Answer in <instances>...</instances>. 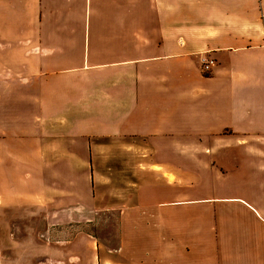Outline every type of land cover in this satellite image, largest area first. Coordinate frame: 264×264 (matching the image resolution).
Here are the masks:
<instances>
[{"label": "crops", "instance_id": "crops-1", "mask_svg": "<svg viewBox=\"0 0 264 264\" xmlns=\"http://www.w3.org/2000/svg\"><path fill=\"white\" fill-rule=\"evenodd\" d=\"M20 5V18L43 21L18 75L0 77L18 84L16 103L2 92L0 109L2 264L91 263L88 236L81 256L66 253L67 240L13 235L33 225L28 198L66 213L49 227L78 209L116 212V246L99 243L97 264H264V0ZM203 58L213 60L208 71ZM14 114L32 123L13 127ZM186 148L199 149L193 166ZM92 159L115 160L104 191L92 187ZM28 178L46 191L28 194Z\"/></svg>", "mask_w": 264, "mask_h": 264}, {"label": "rangeland", "instance_id": "rangeland-1", "mask_svg": "<svg viewBox=\"0 0 264 264\" xmlns=\"http://www.w3.org/2000/svg\"><path fill=\"white\" fill-rule=\"evenodd\" d=\"M19 0H0V77L2 75L6 76H13V74L18 75V60L20 53L25 52L26 49L36 44L35 40V33L36 30L42 29V26L40 22L43 20H34V19H23L20 18L23 13H21L22 6H18ZM15 5L16 7H14ZM84 23H80L81 25ZM86 28H89L90 30V37H93V29L98 28V26L95 25V21H85ZM45 26L47 28H52L53 30L56 29L57 24L56 22L47 21ZM79 43V42H78ZM78 49V48H77ZM78 51V50H77ZM76 52V51H75ZM25 63L29 62V60H34L32 58H24ZM22 59V60H24ZM210 60V58H203L202 59V69L203 71H208L209 67L206 69L204 68L203 60ZM6 91L5 99L9 98V101L12 103H16L17 100V92H18V84L17 83H5L3 81L0 82V109H1V103H2V92ZM15 100V101H14ZM2 112V111H1ZM13 113V112H12ZM13 116V115H12ZM2 115L0 114V124L2 123ZM10 120V123L13 127L16 125H22V123H32L33 117L26 116L22 117L18 114H14L13 117ZM178 150V149H175ZM186 159L191 163V165L188 164V166H193L196 160L197 154L199 153V149L195 148H186ZM148 152V149L139 148L136 150V153L140 156L141 154ZM34 160V159H32ZM145 160V159H140ZM205 159H203V162ZM107 161L109 163L107 164ZM114 159H92L91 162V169L93 172V181H92V187L93 189L97 190L101 188V191H104L106 188L104 185H108L110 182V176L113 175L114 172ZM143 165L137 166L140 168ZM146 166V165H145ZM158 169V167H154ZM94 170V171H93ZM190 176V175H188ZM112 176L111 178H113ZM170 179L173 181V177L169 176ZM11 182V181H10ZM15 183H18V181H14ZM194 182V177L192 175V178L188 179L187 183ZM23 183L26 185L27 193H35L36 191H46V187L44 185L35 186V181L28 178V180H24ZM225 184H231L230 181H226ZM35 186V187H34ZM92 189V190H93ZM99 190V191H100ZM29 197V196H28ZM174 198L176 199V196H171L170 200L173 202ZM207 198L211 197H199L202 202L207 203L208 201L205 200ZM204 199V200H203ZM177 200V199H176ZM38 203H40V207L35 208V201L34 199L28 198V208H27V221L32 222V226L29 224L26 226V229H20L19 227L13 228L12 230L16 229V234L13 235H20L19 231L24 232L25 235L30 234L34 235L40 239L47 241L50 237V240H67L64 242L63 249L66 250V253L70 254L71 252L79 253L81 256L83 254L86 255V242H87V236L90 237V264H97V248L100 246L103 247V249L106 248H114L116 246V218L117 214L114 211L111 210H105V209H78L74 213L73 220H69V222H63L58 224H53V227H49L48 219H55L60 220L63 218L66 213L63 212H54L52 214V208L49 204V202H46V200H39V198L36 199ZM210 203V201H209ZM225 209V207H224ZM75 210V208H74ZM63 213V214H62ZM226 213L227 212H220V215L218 214L217 220L219 224V239H221L222 246L224 248V251H227V230L226 228H222V223L226 220ZM68 214V213H67ZM77 214V215H76ZM8 217L9 215H12L9 210H6L2 213V216ZM18 218V213L15 214ZM22 215V213H21ZM76 215V216H75ZM59 216V217H56ZM70 218V217H69ZM22 219V217H20ZM4 219L2 218L1 224H0V237L2 238L3 235L6 234V228H4ZM70 225H69V224ZM19 224L16 223L14 226H18ZM21 232V233H22ZM78 233L85 234V237L82 238V235L75 238V242L73 244H69L70 240L73 238V236H76ZM219 234V233H218ZM48 236V237H47ZM26 249L28 251H33V248L35 247L34 244L26 243L25 244ZM1 251V250H0ZM76 257V255H75ZM2 258L3 254L2 251L0 252V264H2ZM73 260V259H72ZM75 260V261H74ZM72 263L73 264H82V260H79L78 258H75ZM30 261V260H29ZM22 261L18 264H32V261ZM34 262V261H33ZM46 264H49L47 261H45ZM86 262V260H85ZM61 263V262H60ZM55 264V263H54Z\"/></svg>", "mask_w": 264, "mask_h": 264}, {"label": "built area", "instance_id": "built-area-1", "mask_svg": "<svg viewBox=\"0 0 264 264\" xmlns=\"http://www.w3.org/2000/svg\"><path fill=\"white\" fill-rule=\"evenodd\" d=\"M212 63V60L210 59V60H203V64H204V68H208L209 67V64H211Z\"/></svg>", "mask_w": 264, "mask_h": 264}]
</instances>
